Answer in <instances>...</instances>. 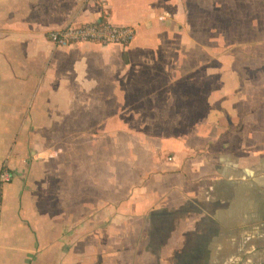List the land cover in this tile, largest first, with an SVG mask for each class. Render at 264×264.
<instances>
[{
  "label": "crops",
  "instance_id": "0c3cea01",
  "mask_svg": "<svg viewBox=\"0 0 264 264\" xmlns=\"http://www.w3.org/2000/svg\"><path fill=\"white\" fill-rule=\"evenodd\" d=\"M190 4L0 0V264H264V38L206 48ZM103 13L137 27L127 47L47 36ZM55 130L89 134L90 155L103 138L106 176L81 172L87 143L51 144Z\"/></svg>",
  "mask_w": 264,
  "mask_h": 264
},
{
  "label": "rangeland",
  "instance_id": "374dc122",
  "mask_svg": "<svg viewBox=\"0 0 264 264\" xmlns=\"http://www.w3.org/2000/svg\"><path fill=\"white\" fill-rule=\"evenodd\" d=\"M191 0V24L193 27V34L195 40L204 44L206 48L215 45L217 41H221L226 47L240 46L243 43L258 41L264 38V13H262L261 6L258 4V9L255 11L250 8L249 0ZM263 2V0H262ZM217 3V4H216ZM252 16H260V19H251ZM219 39V40H218ZM207 53L200 48L199 45H195L194 49V60L197 61L202 58H206ZM196 72V71H195ZM200 73V72H199ZM198 73V74H199ZM195 74V75H198ZM200 75V74H199ZM197 85H195V93L197 91ZM61 118V117H59ZM65 118L66 124L73 129L76 124L81 125V127L93 128L95 121L100 117H94L93 119L89 117H81L82 120L75 124L73 121L74 117H62ZM63 127V126H62ZM67 128V126H65ZM51 144L60 143L68 147V144L72 141L78 139V141L87 143L85 147L80 149L76 153L80 156L82 161L85 163V168L81 169V172H96L102 176H106V160L110 158L112 153L109 149L105 148L103 145L104 139L96 143L93 147V154H87L88 143L90 140L89 134H83V136H77L74 138L75 134L71 132H60L59 130L52 132ZM69 151H73V147L67 148ZM74 152V151H73ZM143 156V154H141ZM144 156H147L145 154ZM96 158L98 163L95 166L91 161L92 158ZM62 161L68 159V155L64 154L61 157ZM51 172H63L67 170L68 166L63 164L61 168H58V157L51 160ZM92 168V169H91ZM137 173L131 172L129 175L130 181L136 180ZM56 183V180H55ZM65 188L73 190L74 188L79 189L82 193H85L81 198L83 199H95V191L103 192L104 194L110 195V190L96 185H90L87 181L80 184V181H65L63 183ZM104 185V184H103ZM78 197H68V203L70 209L80 210V206L74 201Z\"/></svg>",
  "mask_w": 264,
  "mask_h": 264
},
{
  "label": "built area",
  "instance_id": "2783aa9c",
  "mask_svg": "<svg viewBox=\"0 0 264 264\" xmlns=\"http://www.w3.org/2000/svg\"><path fill=\"white\" fill-rule=\"evenodd\" d=\"M137 27L133 24L114 22L107 13L90 21H75L52 27L47 31L48 38L56 45H74L83 41L99 42L102 44L117 43L127 47L134 39ZM12 172L3 166L0 172L2 181H9Z\"/></svg>",
  "mask_w": 264,
  "mask_h": 264
}]
</instances>
